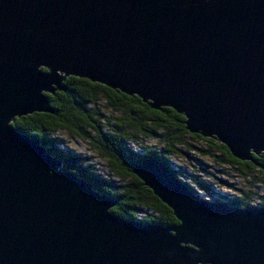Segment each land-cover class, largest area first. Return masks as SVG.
I'll list each match as a JSON object with an SVG mask.
<instances>
[{"label":"water","instance_id":"95a60500","mask_svg":"<svg viewBox=\"0 0 264 264\" xmlns=\"http://www.w3.org/2000/svg\"><path fill=\"white\" fill-rule=\"evenodd\" d=\"M69 76L169 108L255 164L264 0H0V264H264V207L205 201L147 158L131 172L178 224L123 220L9 125L52 114L45 95Z\"/></svg>","mask_w":264,"mask_h":264},{"label":"trees","instance_id":"16d2710c","mask_svg":"<svg viewBox=\"0 0 264 264\" xmlns=\"http://www.w3.org/2000/svg\"><path fill=\"white\" fill-rule=\"evenodd\" d=\"M63 86L65 91L45 95L53 109L52 114L33 113L17 117L9 125L17 132L38 140L59 161L61 171L85 181L94 192L112 198L115 205L108 210L111 215L123 220L160 226L172 227L178 224L170 209L132 174L131 167L152 158L167 166L175 176L169 157L179 152L178 146L182 145V138L185 136L213 142L219 153L213 159L221 165H234L245 175L255 170L259 176L256 182L264 191V153L252 155L254 163L261 167L252 162L239 161L231 157L214 137H201L186 132L183 129V116L169 108L152 110L135 96L129 97L76 77L64 78ZM101 106L109 115L102 112ZM60 133L85 141L106 162L105 176H101L78 153L71 150L60 151L56 147ZM192 181L196 190L207 193V188L202 183L196 179ZM189 190L195 193L194 189ZM238 192V197L225 203L237 208H251L250 196L242 191ZM262 202L264 207V200Z\"/></svg>","mask_w":264,"mask_h":264},{"label":"rangeland","instance_id":"374dc122","mask_svg":"<svg viewBox=\"0 0 264 264\" xmlns=\"http://www.w3.org/2000/svg\"><path fill=\"white\" fill-rule=\"evenodd\" d=\"M100 108L102 112L109 115L104 107ZM56 147L63 152L71 150L78 153L87 159V162L92 164L101 176L107 173L106 162L91 150L85 141L79 138H69L64 133H60ZM178 149L179 152L176 155L169 157L171 170L179 181L195 190H193L194 195L208 202L218 200V202L225 203L233 197H238V191H242L250 196L249 206L251 208L263 207L264 191L256 182L259 176L255 170L245 175L234 165L217 163L213 157L219 156V153L213 142L198 141L185 136ZM193 179L202 183L207 188V193L203 190H196Z\"/></svg>","mask_w":264,"mask_h":264}]
</instances>
